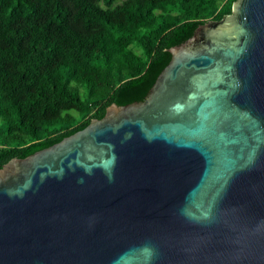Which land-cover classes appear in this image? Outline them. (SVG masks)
<instances>
[{"label": "water", "instance_id": "1", "mask_svg": "<svg viewBox=\"0 0 264 264\" xmlns=\"http://www.w3.org/2000/svg\"><path fill=\"white\" fill-rule=\"evenodd\" d=\"M170 51L145 100L0 168V264H264V0Z\"/></svg>", "mask_w": 264, "mask_h": 264}, {"label": "trees", "instance_id": "2", "mask_svg": "<svg viewBox=\"0 0 264 264\" xmlns=\"http://www.w3.org/2000/svg\"><path fill=\"white\" fill-rule=\"evenodd\" d=\"M235 0H0V168L116 103L143 101L180 45Z\"/></svg>", "mask_w": 264, "mask_h": 264}]
</instances>
